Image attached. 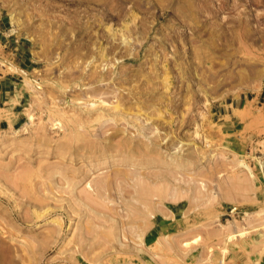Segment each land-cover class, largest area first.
I'll return each mask as SVG.
<instances>
[{"label": "rangeland", "instance_id": "rangeland-1", "mask_svg": "<svg viewBox=\"0 0 264 264\" xmlns=\"http://www.w3.org/2000/svg\"><path fill=\"white\" fill-rule=\"evenodd\" d=\"M168 1L0 0V264H264V1L192 53Z\"/></svg>", "mask_w": 264, "mask_h": 264}, {"label": "bare ground", "instance_id": "bare-ground-1", "mask_svg": "<svg viewBox=\"0 0 264 264\" xmlns=\"http://www.w3.org/2000/svg\"><path fill=\"white\" fill-rule=\"evenodd\" d=\"M167 1V0H166ZM196 1H198V5H197V2ZM263 1L264 0H233L232 1V5H231V7L230 8H232V10L234 11V8L235 7H238V6H242V5H245L244 6V8L243 9H245L246 8V12H243V11H241L240 9H237L236 10V14L235 15H237V16H235V15H233V16H230L229 17V19H225L226 21L228 20V21H230V25H228V26H226V24H225V26L221 23V21H219V19H217V13H219V11L220 10H223L224 9V3H219V4H221L220 5V8H219V6L218 7H215V10H213V9H211V8H213V7H211L210 5H209V3H211V5H212V1L210 2L209 0H169L168 1V3L166 2L165 4H167L165 7H168V9H169V13H171V12H173V13H175L176 15H177V18H179V16H181V18H182V20H181V18L179 19L180 21L179 22H177V23H175V24H173L172 26H171V29L169 30V27H168V30H169V32H168V30H166L167 31V33L168 34H166V39H168V41L169 40H171L170 42H174L175 43V45H177L178 46V44H179V42H178V40L180 41V39H178V37L180 36V38H181V36H182V33H184V32H181V31H179V27H182V28H184V29H188L189 31L187 32V34H186V36L188 37V39H187V42H189V46H188V48H187V50L185 51L186 53H192L193 52V48H194V45H192V44H195L194 42H196L197 41V43L199 42V40L200 41H202V36L204 35L205 36V34H207L206 36H209V40H210V37H214V41H215V39H222V40H224V42H226V41H230V42H233V41H235V42H238V43H243L244 42V40L245 39H247V38H251V36H254V32L252 33L250 30L251 29H249V28H247L248 26H249V24L248 23H250V19L248 20V19H246L244 16H247V15H251L252 16V19H251V21L253 20V21H255V19L257 18V17H255V19H254V15H257V14H253V13H255L254 12V10H252V5H258V3H263ZM131 2V1H130ZM147 2V1H146ZM145 2V3H146ZM157 2H158V0H157ZM225 2V1H224ZM144 3V2H143ZM159 3V2H158ZM158 3H156V5L158 4ZM161 4H163V3H161ZM133 5V4H132ZM155 5V4H154ZM208 6H209V8H208ZM161 8V7H160ZM240 8V7H239ZM242 8V7H241ZM133 9L134 8H132L131 9V12L133 11ZM228 9H229V7H228ZM236 9V8H235ZM230 10V9H229ZM167 11V10H166ZM232 11V12H233ZM245 11V10H244ZM165 12V11H164ZM229 12H231V10L229 11ZM207 14V15H205V14ZM233 13H235V12H233ZM232 13V14H233ZM132 14V13H131ZM245 14V15H244ZM135 15V14H134ZM179 15V16H178ZM172 16H174V15H172ZM202 16H204V17H202ZM235 16V17H234ZM260 16V15H259ZM135 17V16H134ZM201 17V18H200ZM262 17V16H261ZM175 18H176V16H175ZM203 18V19H202ZM204 18H205V20H204ZM222 18V17H221ZM228 18V17H227ZM247 18H249V17H247ZM216 19H217V21H219L220 22V24L224 27V29L222 30L221 29V32L220 33H218V31H220V28H219V30H217V29H214L215 27L214 26H216V25H214V24H217L218 22L216 21ZM263 19V18H262ZM223 20V19H222ZM225 20H223V21H225ZM260 20V19H259ZM225 21V22H226ZM263 21V20H262ZM257 22V21H256ZM258 23V22H257ZM208 24V25H207ZM233 24V25H232ZM248 25V26H247ZM206 26V27H205ZM218 26V25H217ZM220 26V25H219ZM218 26V27H219ZM217 27V28H218ZM212 28H213V30H212ZM166 29V28H165ZM182 30V29H181ZM185 30V31H186ZM164 31V30H163ZM166 33V32H165ZM162 34H163V32H162ZM163 35H165V34H163ZM162 35V37H164ZM185 36V37H186ZM184 37V36H183ZM183 37H182V39H183ZM184 37V38H185ZM144 38V37H143ZM211 38V40L213 41V39ZM164 40H166L165 39V37L163 38ZM178 39V40H177ZM181 39V40H182ZM252 39H253V37H252ZM208 40V39H207ZM218 40H217V42H218ZM222 40H219L220 42L222 41ZM254 40V39H253ZM185 40L183 39V42H184ZM246 41V40H245ZM157 42H159V41H157ZM234 42V43H235ZM184 43H186V42H184ZM196 43V44H197ZM201 43V42H200ZM222 43H223V41H222ZM237 43V44H238ZM173 44V43H172ZM170 45H171V43H170ZM180 45V44H179ZM243 45H244V43H243ZM218 46V45H217ZM185 47V46H184ZM197 47V46H196ZM174 48H177V47H174ZM173 48V49H174ZM183 48V47H182ZM193 49V50H192ZM213 49V48H212ZM197 50H198V48H197ZM166 53V52H165ZM171 53L173 54V55H180L179 53V51L177 50V49H174V51L172 52V50H171ZM162 54H164V53H162ZM182 54V53H181ZM167 55V54H166ZM164 56V55H163ZM28 119L29 120H31L32 119V116L29 114L28 115ZM5 238V237H4ZM2 240V238L0 239V241ZM4 241V240H3ZM2 243V242H1ZM4 243V242H3ZM2 243V244H3ZM7 243V242H6ZM12 244V243H11ZM9 245V244H8ZM6 246H7V244H6ZM9 247V248H8ZM15 248H16V246H15ZM6 249V247L4 246H0V251H2V250H5ZM7 249L9 250L10 249V246H7ZM6 249V250H7ZM6 250H5V252H6ZM16 250V249H15ZM3 253H4V251H3ZM7 253V259L9 260V258H10V255L8 256V252H6ZM5 253V254H6ZM16 253V252H15ZM9 254H11V253H9ZM1 256L2 257H4L3 255H2V252H1ZM3 259V258H2ZM5 260V259H4ZM6 262V261H5Z\"/></svg>", "mask_w": 264, "mask_h": 264}, {"label": "crops", "instance_id": "crops-1", "mask_svg": "<svg viewBox=\"0 0 264 264\" xmlns=\"http://www.w3.org/2000/svg\"><path fill=\"white\" fill-rule=\"evenodd\" d=\"M0 33H1V31H0ZM1 44L2 43L0 41V45ZM9 83H10V85L16 84L13 80H9ZM4 93L7 94V93H10V92L9 91L8 92L7 91H4ZM0 94H1V91H0ZM10 98H12V97H10L9 95H5L4 96V99L2 101H0L1 104H2V107L0 105V108L5 109L6 110L5 111V114L8 115V117H9V118H6L4 116L1 117L0 118V125L1 124H6L7 126H9V125L14 126V125L18 124L22 120V118H23L22 111L17 109V106L20 105V103L22 101V98L20 97L18 99V102L15 103V104H13V105H11V106H7V105L5 106V103L9 102V99Z\"/></svg>", "mask_w": 264, "mask_h": 264}]
</instances>
